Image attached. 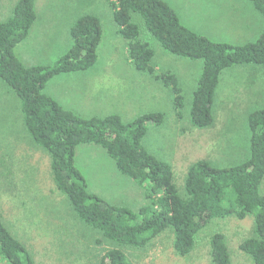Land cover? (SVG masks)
I'll return each mask as SVG.
<instances>
[{"label":"rangeland","instance_id":"obj_1","mask_svg":"<svg viewBox=\"0 0 264 264\" xmlns=\"http://www.w3.org/2000/svg\"><path fill=\"white\" fill-rule=\"evenodd\" d=\"M14 1L6 5L9 7L0 20L11 16ZM161 1L177 13L182 25L214 42L242 45L256 40L264 31L261 14L247 0ZM35 10L37 20L30 34L14 49L26 66H51L65 54L71 47L69 29L78 17L91 15L99 20L102 36L96 63L87 71L54 77L44 93L82 117L94 116L88 115L92 112L100 117L115 114L123 122H130L143 114L162 113L164 121L160 126L147 125L142 145L172 167L180 196L185 194L188 164L204 159L214 167L227 168L249 156L247 117L256 108H264V98H260L264 91V68L255 73L240 65L222 71L212 104V126L193 128L189 124V110L201 73L200 61L167 53L146 33L140 18H135L142 41L154 52L152 65L156 73L171 72L179 80L183 107L178 118L170 89L130 64L125 41L116 33L108 0H35ZM102 77L107 82L102 83ZM56 79L63 80V97L51 94V84ZM88 93L95 95L90 96L92 104L84 102ZM175 145L181 153L173 160ZM75 165L85 178L89 193L135 212L144 204L142 190L117 171L101 147L79 145ZM260 190L264 194V181ZM0 218L32 255L34 264H98L100 256L116 247L80 222L65 196L55 188L49 156L26 131L20 101L1 81ZM252 231L249 216L244 220L212 219L198 232L193 250L184 257L173 250L171 229L145 248H119L130 264H211L209 241L213 234L220 233L226 239L231 264H253L250 256L239 249Z\"/></svg>","mask_w":264,"mask_h":264},{"label":"trees","instance_id":"obj_2","mask_svg":"<svg viewBox=\"0 0 264 264\" xmlns=\"http://www.w3.org/2000/svg\"><path fill=\"white\" fill-rule=\"evenodd\" d=\"M247 1L264 20V0ZM108 3L130 64L170 89L178 118L183 107L179 80L171 72L156 73L154 52L142 41L135 18H140L146 33L167 53L201 62L189 110L193 128L212 126V104L222 71L240 65L264 66V31L242 45L214 42L182 25L177 13L161 0ZM36 18L35 0H18L11 16L0 22V81L20 101L26 131L49 156L53 184L76 218L116 246L100 256L98 264H130L119 247L145 248L168 229L173 233L175 254L184 257L193 250L198 232L212 219L244 220L248 216L253 221L252 236L239 249L253 264H264V194L260 190L264 181V108L247 117L249 156L227 168L214 167L204 159L193 162L185 174V194L180 196L172 167L142 145L147 125L160 126L162 113L143 114L130 122L115 114L83 118L44 93L54 77L87 71L96 63L102 36L99 20L91 15L78 17L69 29L71 47L53 65L25 66L14 49L28 37ZM81 144L101 147L117 171L142 190L144 204L138 211L109 204L87 191L85 178L75 165V150ZM209 248L211 264H231L222 234L211 236ZM0 264H34L32 255L1 218Z\"/></svg>","mask_w":264,"mask_h":264},{"label":"crops","instance_id":"obj_3","mask_svg":"<svg viewBox=\"0 0 264 264\" xmlns=\"http://www.w3.org/2000/svg\"><path fill=\"white\" fill-rule=\"evenodd\" d=\"M10 1L11 0H3L2 1V3H1V7H2V12L0 13V16L1 15H3L4 14V11L9 7H6V5L7 4H9L10 3ZM18 0H15L14 1V5L16 4V2H17ZM6 7V8H5ZM14 7V6H13ZM12 10H13V8H12ZM11 13H12V11H11ZM7 19V18H6ZM5 19V20H6ZM5 20H0V22H3V21H5ZM36 20H37V18H36ZM36 22V21H35ZM34 25V24H33ZM32 29V28H31ZM31 31V30H30ZM30 34V33H29ZM22 62V61H21ZM24 62V61H23ZM22 62V63H23ZM25 66L27 65V64H25V63H23ZM247 67H250L251 69H253V71L255 72V73H258V72H260V70H261V68H264V66H247ZM61 75H64V74H61ZM58 76H60V75H58ZM58 76H56V77H58ZM55 77V78H56ZM67 79H71V78H67ZM90 79H92V78H90ZM52 81V80H51ZM101 81H102V83H105V82H107V80H105V78L104 77H102L101 78ZM104 81V82H103ZM155 81V80H154ZM59 82H61V85H60V87L58 86V83ZM62 82H63V80H61V79H56V80H54L53 82H52V86H51V94H56L57 96H58V93H59V95H61L62 94V97H63V95H64V93H63V89H62ZM85 86H87V87H89L90 86V83H86L85 84ZM45 90V89H44ZM81 94V92L78 94V95H80ZM90 96H95L94 95V93H88L87 95L85 94V100H84V102L85 103H89V104H92V99L93 98H91ZM118 96V95H117ZM50 97V96H49ZM52 98V97H51ZM260 98H264V91L262 92V95L260 96ZM57 102V101H56ZM58 103V102H57ZM60 105V104H59ZM61 106V105H60ZM62 107V106H61ZM89 107V106H88ZM63 108V107H62ZM90 108V107H89ZM256 109H263V108H256ZM255 109V110H256ZM68 110V109H67ZM69 111H71V110H69ZM254 111V110H253ZM92 112V111H91ZM94 112H92V113H89L88 115H94V116H87V117H83V118H91V117H100V116H97V113H94ZM78 115V114H77ZM99 115H103V114H99ZM109 115H113V114H109ZM78 116H80V115H78ZM108 116V115H107ZM82 117V116H81ZM105 117V116H104ZM175 148H176V151H175V154H174V158H173V160L175 159V158H177L178 156V152H180L179 151V149H177V146L175 145ZM181 153V152H180ZM173 160H172V162H173ZM199 160V159H198ZM195 161H197V160H195ZM191 163V162H190ZM193 163V162H192ZM191 163V164H192ZM191 164H188L187 165V167H186V169H188V167L191 165ZM187 171V170H186Z\"/></svg>","mask_w":264,"mask_h":264}]
</instances>
